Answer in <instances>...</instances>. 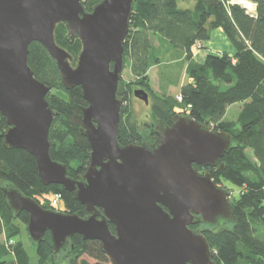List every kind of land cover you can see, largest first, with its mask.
<instances>
[{"label":"water","instance_id":"1","mask_svg":"<svg viewBox=\"0 0 264 264\" xmlns=\"http://www.w3.org/2000/svg\"><path fill=\"white\" fill-rule=\"evenodd\" d=\"M132 1L99 0L87 11L81 0H0V113L8 125L3 146L28 151L40 182L61 185L88 213L44 208L9 182L1 185L5 205L13 218L27 213L26 233L34 245L50 233L57 258L79 234L100 241L110 264H215L201 228L235 222L233 206L228 189L193 164L223 169L221 157L235 139L178 112L170 124L155 119L152 130L140 132L139 143H119L122 98L116 90ZM58 23L81 42L74 65L54 40ZM33 41L55 60L63 86H80L87 102L79 131L89 142L90 159L76 178L49 153L56 112L45 99L50 86L28 65ZM132 94L148 104L144 89Z\"/></svg>","mask_w":264,"mask_h":264},{"label":"trees","instance_id":"2","mask_svg":"<svg viewBox=\"0 0 264 264\" xmlns=\"http://www.w3.org/2000/svg\"><path fill=\"white\" fill-rule=\"evenodd\" d=\"M98 1L81 0L87 11ZM184 1L188 0L132 1L128 30L123 40L122 68L128 69L132 79L124 80L121 76L116 90L122 98L118 141L122 145L136 144L140 142L142 130H152L147 128L148 124L140 126L129 107L135 85L152 91L147 71L153 62H159L157 57L152 60V51L157 48L152 37L158 39L160 46L164 43L183 50L184 57L180 60L183 65L185 61L187 63L188 80L179 88L182 100L179 102L175 96L161 90L167 80L159 83L161 92H153L150 103L152 122L159 118L169 123L173 114L187 113L235 139V147L221 157L225 165L223 169L205 168L217 186L228 181L239 189L236 197H229L235 222L216 229L202 226L201 231L215 264H264V240L254 233L255 223L264 227V0H252L255 3L253 15L229 0H195L191 8L179 7V2ZM215 28H220L226 35L234 54H208L202 63L192 60L193 47L207 40ZM54 40L69 52L74 65L81 50L79 38H71L65 25L58 23ZM28 65L35 78L50 86L45 99L56 112L48 130L50 156L65 164L67 175L76 178L84 173L90 159L89 142L79 131L82 108L87 105L81 87L66 89L63 86L55 60L37 41L29 44ZM237 102L241 106L235 119L224 118L229 105ZM176 104L184 110H176ZM7 128L5 117L0 113V236L4 235L7 242L13 240L12 244L0 242V264H28V256L16 240L18 228L5 205L1 189L4 182L12 183L44 208L79 216L88 212L61 185L40 182L35 159L28 151L3 146V133ZM247 149L251 150L256 161L251 159ZM193 167L201 170L199 165L193 164ZM53 192L61 193L60 208L55 209L50 203L49 196ZM17 217L27 222L25 211ZM199 226L190 225L192 228ZM109 228L114 232L112 224ZM35 247L36 264H60L62 260L66 264H110L101 250L100 241L85 240L79 234L71 237L69 247L59 258L53 254L48 231ZM7 254L12 258L4 259Z\"/></svg>","mask_w":264,"mask_h":264},{"label":"rangeland","instance_id":"3","mask_svg":"<svg viewBox=\"0 0 264 264\" xmlns=\"http://www.w3.org/2000/svg\"><path fill=\"white\" fill-rule=\"evenodd\" d=\"M233 4H238L240 6H250L251 8L254 7V3L252 0H229ZM244 2V3H243ZM251 5H248V4ZM193 5V0H188L184 2H179V7L182 8H191ZM214 42H217V39H214ZM153 44L157 46L152 51V60L157 57L159 59V63H152L149 67V82L150 86L152 88V91L149 90V97H148V104H145L141 99L131 96L129 99V107L132 109V115L136 119L137 123L142 126L145 124H150L153 119L150 114V106L149 104L152 101V93H159V83H164L166 80L168 83H171L172 86L170 88L169 93L172 96H175L177 98L178 90L180 88V85L183 83H186L188 78L186 75V72L184 70L183 62L180 60L179 51L178 49H174V47L168 45H164V43L160 46L159 41L157 38L153 39ZM217 44V43H216ZM168 47V50H167ZM121 76L124 80H131L132 75L129 73L128 69L125 68L121 71ZM126 105V103H125ZM127 106V105H126ZM240 103H233L229 105L226 114L224 118L226 119H235L237 112L240 109ZM176 110L183 111L184 108L182 106L176 104L175 105ZM248 155L251 157L252 160L256 161L253 157L251 150L247 149ZM218 186H225L227 187L229 191V197H236L238 195L239 189L233 186L230 182L224 181L218 184ZM50 197V196H49ZM62 203V202H61ZM60 203V207L62 206ZM12 222L16 224L18 228V232L16 234V240L20 242L21 247L26 252L28 256V264H36L37 263V253H36V247L35 245L29 240L27 233H26V223L23 222L20 218H13ZM255 235L259 237L260 239L264 240V227L260 223H255ZM15 240V239H14ZM0 242H7V238H5L4 235L0 236ZM87 258L86 256H83ZM4 259H11L12 255L7 254L3 257ZM88 261L93 262L92 259L87 258ZM60 264H66V261L62 260Z\"/></svg>","mask_w":264,"mask_h":264},{"label":"crops","instance_id":"4","mask_svg":"<svg viewBox=\"0 0 264 264\" xmlns=\"http://www.w3.org/2000/svg\"><path fill=\"white\" fill-rule=\"evenodd\" d=\"M194 1L195 0H193V4H194ZM154 38L155 37H152V43H153ZM214 39H217V42H214ZM178 51H179V56L182 59L184 57V52L183 50H178ZM221 52H226L227 54L232 56L234 54V48L232 44L230 43V41L228 40V38L226 37V35L223 33V31L220 28H215L210 31L209 38L207 40L201 43H197L193 47L192 60L198 63H202L208 54H219ZM186 65L187 63L185 61L183 65L184 70H185ZM149 69L147 71L148 75H149ZM161 86L163 88V89L161 88V90L165 91L166 93H169L172 84L164 83ZM158 89H159V86H158ZM158 91L161 92L160 89ZM178 93H179V90H178Z\"/></svg>","mask_w":264,"mask_h":264},{"label":"built area","instance_id":"5","mask_svg":"<svg viewBox=\"0 0 264 264\" xmlns=\"http://www.w3.org/2000/svg\"><path fill=\"white\" fill-rule=\"evenodd\" d=\"M242 7L245 8V10H246L247 13H249L250 15H253L254 10H255V3H254V7L253 8H251L250 6H247V8L245 6H242ZM176 99H177V101L180 102L182 100L181 95L178 94ZM187 107H189V105ZM61 199H62V196H61V193L60 192H53L52 195L50 196V203H51V205L53 207H55V209L60 208V203L62 202ZM12 242H13V240L12 239H9L7 243L8 244H12Z\"/></svg>","mask_w":264,"mask_h":264},{"label":"flooded vegetation","instance_id":"6","mask_svg":"<svg viewBox=\"0 0 264 264\" xmlns=\"http://www.w3.org/2000/svg\"><path fill=\"white\" fill-rule=\"evenodd\" d=\"M136 88H142V89H144L147 93H148V97H149V90H147L146 88H144L142 85H135L133 88H132V90L133 89H136ZM149 106H151V104H149ZM168 124H170V122L168 123ZM152 125H153V122H151L150 124H148V126H147V128L148 129H150V128H152ZM151 135H154V133L151 131ZM158 138V137H157ZM158 140V139H157ZM204 171H207V169H205V167H201V170H199V172L200 173H202V172H204Z\"/></svg>","mask_w":264,"mask_h":264},{"label":"bare ground","instance_id":"7","mask_svg":"<svg viewBox=\"0 0 264 264\" xmlns=\"http://www.w3.org/2000/svg\"><path fill=\"white\" fill-rule=\"evenodd\" d=\"M244 3V2H243ZM248 5H250V4H248ZM60 24V23H59ZM60 81H61V79H60ZM209 168H211V167H209Z\"/></svg>","mask_w":264,"mask_h":264}]
</instances>
